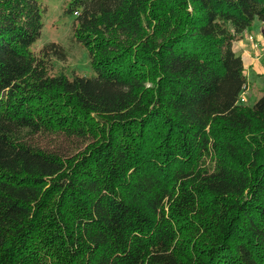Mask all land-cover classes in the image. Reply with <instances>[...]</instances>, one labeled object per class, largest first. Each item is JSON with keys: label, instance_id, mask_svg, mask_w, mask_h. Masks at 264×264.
Masks as SVG:
<instances>
[{"label": "trees", "instance_id": "1", "mask_svg": "<svg viewBox=\"0 0 264 264\" xmlns=\"http://www.w3.org/2000/svg\"><path fill=\"white\" fill-rule=\"evenodd\" d=\"M43 11L0 0V264H264V86L240 102L233 49L264 0H67L93 76L32 49Z\"/></svg>", "mask_w": 264, "mask_h": 264}, {"label": "rangeland", "instance_id": "2", "mask_svg": "<svg viewBox=\"0 0 264 264\" xmlns=\"http://www.w3.org/2000/svg\"><path fill=\"white\" fill-rule=\"evenodd\" d=\"M43 7L41 35L32 49L38 51L44 44L54 42L59 44L65 53L64 60L52 59V72L64 73L68 77L72 74L93 76L86 49L75 41L72 30V17L65 13L67 0H37ZM257 23L256 20L251 26ZM246 39V38H245ZM247 40V39H246ZM249 86L241 95L244 103L251 104L257 100L264 86V73L254 78L250 74L247 78ZM42 148L69 153L80 146L76 139L67 138L63 135H39L34 141Z\"/></svg>", "mask_w": 264, "mask_h": 264}, {"label": "crops", "instance_id": "3", "mask_svg": "<svg viewBox=\"0 0 264 264\" xmlns=\"http://www.w3.org/2000/svg\"><path fill=\"white\" fill-rule=\"evenodd\" d=\"M254 26H251L248 31L243 33L240 40L233 43V49L237 52L243 61L244 74L248 78L250 74L257 77L258 74L264 73L262 61L264 56L260 50L264 46V22L256 21ZM253 35V40L245 39V34ZM249 84H247V87ZM247 89V88H246Z\"/></svg>", "mask_w": 264, "mask_h": 264}, {"label": "built area", "instance_id": "4", "mask_svg": "<svg viewBox=\"0 0 264 264\" xmlns=\"http://www.w3.org/2000/svg\"><path fill=\"white\" fill-rule=\"evenodd\" d=\"M245 38H246L248 41H252V40H253V35L250 34V33H249V34L246 33V34H245ZM260 53H261L262 56H264V46L261 48ZM246 88H247V86H246ZM246 88H245V89H246ZM243 92H245V90H244ZM243 92L241 93V95L243 94ZM241 95H240V102H244V98L241 97Z\"/></svg>", "mask_w": 264, "mask_h": 264}]
</instances>
